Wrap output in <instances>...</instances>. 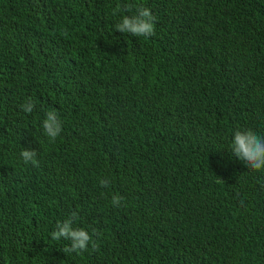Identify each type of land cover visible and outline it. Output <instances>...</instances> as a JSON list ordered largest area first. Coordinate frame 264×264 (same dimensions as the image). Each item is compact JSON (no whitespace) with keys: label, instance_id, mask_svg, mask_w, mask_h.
Here are the masks:
<instances>
[{"label":"trees","instance_id":"trees-1","mask_svg":"<svg viewBox=\"0 0 264 264\" xmlns=\"http://www.w3.org/2000/svg\"><path fill=\"white\" fill-rule=\"evenodd\" d=\"M137 6L155 35L115 29ZM237 129L264 135V0H0V264H264ZM72 211L98 248L51 238Z\"/></svg>","mask_w":264,"mask_h":264},{"label":"clouds","instance_id":"clouds-1","mask_svg":"<svg viewBox=\"0 0 264 264\" xmlns=\"http://www.w3.org/2000/svg\"><path fill=\"white\" fill-rule=\"evenodd\" d=\"M132 4L127 5V11L133 9ZM119 10V8H118ZM136 15H124L119 23L115 25V29L121 33L131 34L135 37H151L155 35V21L156 17L153 15L151 8L149 7H136ZM21 109L26 113H31L35 109L36 105L34 100L29 97L25 103L21 106ZM44 133L53 142L62 132V121L56 110L47 111L45 118L42 122ZM231 153L243 161L247 168L252 170H264V135H260L252 129L240 130L237 129L234 132ZM37 150H25L23 149L20 156L24 164L31 163L33 166H38ZM101 187H110V178H104L100 180ZM124 197L120 195H113L111 198V204L115 208L122 206ZM79 219L77 211H72L68 217L62 221H58L55 225V230L51 233L53 240L70 241V245L64 249V252L80 253L87 251L89 244L92 248L99 247L98 243L93 240V235L96 234V230L90 234L85 228L74 227L75 222Z\"/></svg>","mask_w":264,"mask_h":264}]
</instances>
